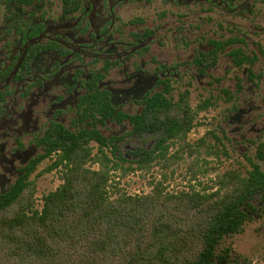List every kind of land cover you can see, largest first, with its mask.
Here are the masks:
<instances>
[{
	"label": "flooded vegetation",
	"instance_id": "af4514ba",
	"mask_svg": "<svg viewBox=\"0 0 264 264\" xmlns=\"http://www.w3.org/2000/svg\"><path fill=\"white\" fill-rule=\"evenodd\" d=\"M260 7L264 0H0V195L31 184L65 130L99 131L131 153L153 148L156 134L135 133L133 118L160 96L191 94L195 81L221 85L226 57L237 87L220 92L251 100L229 117L233 132L260 137L263 30L228 20L252 21Z\"/></svg>",
	"mask_w": 264,
	"mask_h": 264
},
{
	"label": "trees",
	"instance_id": "16d2710c",
	"mask_svg": "<svg viewBox=\"0 0 264 264\" xmlns=\"http://www.w3.org/2000/svg\"><path fill=\"white\" fill-rule=\"evenodd\" d=\"M214 106L212 99H205L193 108L189 91L178 101L160 96L145 118H133L135 133L153 132L157 139L151 149L129 152L132 162L121 147H110L99 131L76 135L65 130L39 159L60 152L45 172L58 171L62 183L42 197V207H36L34 182H20L11 193L0 195V264H215L226 260L230 250L219 251L223 241L242 234L247 223L264 215V142L257 146L259 164L249 159L251 169L246 173L232 169L218 174L215 190L200 184L197 172L206 175L217 169H208V161L198 158L188 190L169 191L170 178L164 174L162 181L150 183L148 194L127 193L116 181L118 172L126 177L137 171L150 173L154 164L171 168V149L176 144L193 149L188 136L200 114ZM92 140L98 144L96 151Z\"/></svg>",
	"mask_w": 264,
	"mask_h": 264
},
{
	"label": "rangeland",
	"instance_id": "374dc122",
	"mask_svg": "<svg viewBox=\"0 0 264 264\" xmlns=\"http://www.w3.org/2000/svg\"><path fill=\"white\" fill-rule=\"evenodd\" d=\"M258 14L252 18V21H244L241 19L228 20L241 27H248L249 24L256 28L262 29L263 33L258 35L257 40L264 45V8L258 9ZM227 18V16L225 17ZM209 29H213V32H217V27L214 23L209 22ZM210 33V32H209ZM213 36V35H211ZM229 59L226 57L222 61V65L219 67L216 76L222 78L224 82L220 85L213 82V79H206L203 83L193 82L191 84L190 104L193 108H196L201 101L205 99H212L215 106L208 112L201 113L198 118V123L193 131L189 134L187 142L193 146V149L183 150L182 144H176L171 149V168L162 169L161 166L154 164V168L150 173L137 171L129 173L126 177H122V172H118L116 175V181L120 184L119 188L132 195L136 194H148L151 192L150 183L154 180L162 181L163 174L170 180L167 182L169 191H182L188 190L189 180L193 175L191 171L195 159H201L202 161H208V169L216 168V171H210L208 174L203 175V171L197 172L200 184L204 186L213 187L214 181L217 179V175H222L228 170L240 169L246 173L251 169L250 160L260 163L256 159L257 146L264 142V110L261 112L259 122L257 124L258 129H262L261 136L259 133H248L247 138L249 142H244L241 135L235 134L234 126L229 122V117L233 116L237 108L246 105L249 99L243 98H231V93L236 90L237 84L234 82L235 75L232 71H227ZM260 69H257V72ZM264 84L259 83L257 90H261ZM246 87H250L249 85ZM185 86L182 85V89ZM230 90L231 93L223 95L220 89ZM256 102L260 104L264 101L257 99ZM146 145L149 146L150 140L147 139ZM96 151V147H94ZM196 152H192L194 150ZM130 148L123 147L122 152L127 154V158L132 162L134 157L128 155ZM218 154L217 155H214ZM177 158H172L173 156ZM56 158V157H55ZM54 158V159H55ZM54 159L47 160L40 170L42 173L33 179L36 183V207H42V197L48 193L55 191L60 185L59 172L47 173L46 169L53 163ZM204 163V162H203ZM129 165V164H127ZM126 165V166H127ZM205 165V163H204ZM135 167V166H134ZM205 166V169H207ZM264 169V165H262ZM94 169H98L97 166ZM196 186L197 190H202V186L198 183H192ZM215 187V188H214ZM224 249L230 250V256L224 261H216L215 264H264V215L262 217H256L252 222L245 225L244 232L239 235H233L227 237L219 251Z\"/></svg>",
	"mask_w": 264,
	"mask_h": 264
}]
</instances>
